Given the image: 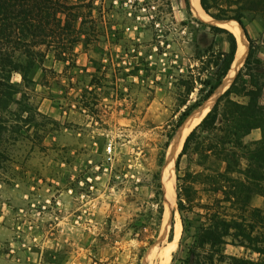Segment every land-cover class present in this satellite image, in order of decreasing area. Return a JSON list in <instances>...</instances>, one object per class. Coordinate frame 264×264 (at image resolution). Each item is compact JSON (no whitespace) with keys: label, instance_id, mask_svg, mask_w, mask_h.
<instances>
[{"label":"rangeland","instance_id":"rangeland-1","mask_svg":"<svg viewBox=\"0 0 264 264\" xmlns=\"http://www.w3.org/2000/svg\"><path fill=\"white\" fill-rule=\"evenodd\" d=\"M80 3L79 43L63 55L42 47L46 57L43 70L31 75L35 83H24L18 73L11 77L20 93L14 97L19 104L1 112L7 131L0 147V264H135L140 247L146 248L141 264H181L203 221L201 207L213 197L199 186L196 206L181 216L177 178L224 166L211 158L200 167L197 156L188 153L176 168L184 140L172 162L174 206L169 203L163 224L165 202L170 200L161 179L168 149L161 167L158 161L166 128L183 110L178 106L183 97L180 81L186 79L187 69L197 74L201 68L194 60L196 47L214 43L216 50L226 51L228 35L211 32L209 26L216 25L200 18L190 0L189 6L184 0ZM211 5L213 14L241 15L254 40L251 68L262 86L259 105L264 109V13L248 0H217ZM209 73L200 76L208 79ZM241 81L249 85L245 73ZM200 88L197 84L191 102ZM176 216L180 235L167 260ZM136 223L137 230L131 227ZM262 235L259 228L251 234ZM227 241L225 255L259 259L236 240Z\"/></svg>","mask_w":264,"mask_h":264},{"label":"trees","instance_id":"trees-1","mask_svg":"<svg viewBox=\"0 0 264 264\" xmlns=\"http://www.w3.org/2000/svg\"><path fill=\"white\" fill-rule=\"evenodd\" d=\"M184 1L189 6V0ZM216 1L200 0V6L214 20L237 21L244 32L249 51L243 69L186 137L178 156L176 168L180 158L188 153L197 156L200 167H205L206 161L211 158L224 166L221 171L203 168V171L186 172L181 179L177 178L181 180L176 193L177 210L181 216L193 211L199 186L213 197L211 202L201 207L204 210V214L200 215L203 221L193 243L188 247L187 258L181 264H223L226 261H229L228 264H264V235L251 236L255 229L264 230V210L251 206L254 196L264 198V109L259 105L262 86L251 68L255 43L241 21V15L227 17L211 13L214 8L211 4ZM248 1L249 4L254 3L255 10L260 8V12L264 13L263 0ZM80 4V0H0V147L2 136L7 131L1 112L9 111L11 104H19L14 97L20 91L18 85L11 82L12 74L18 73L24 83L33 84L35 82L31 75L38 69L43 70L46 54L42 47L63 55L64 50L79 43L82 36ZM243 10L254 9L244 7ZM209 29L213 33L228 35V49L216 50L214 43L206 48L196 47L194 60L201 64V68L197 74L187 69L186 79L180 81L183 97L179 99L178 106L183 110L179 111L172 127L166 128L167 141L162 147L159 167L163 165L176 131L194 110L213 95L234 61L237 51L234 35L217 26H209ZM208 70V79H202L201 73ZM244 73L249 77V85L241 81ZM197 84L201 88L198 89L197 98L191 102L190 96ZM232 97H243L247 102L240 103ZM256 129L260 130L261 138L245 143L244 138ZM243 162L245 167L242 166ZM153 180L158 189L155 194L159 198L162 194L159 172L153 175ZM162 213V206L159 205L158 214L161 216ZM185 222L183 219L184 228ZM131 227L137 230L140 225L136 223ZM229 238L256 253L259 259L254 261L225 255L223 247L228 244ZM152 243V240L149 241V245ZM145 249L140 247L137 254L134 253L135 264H141Z\"/></svg>","mask_w":264,"mask_h":264},{"label":"bare ground","instance_id":"bare-ground-1","mask_svg":"<svg viewBox=\"0 0 264 264\" xmlns=\"http://www.w3.org/2000/svg\"><path fill=\"white\" fill-rule=\"evenodd\" d=\"M191 6L195 9L194 11L196 14L202 18L205 21H208L209 23L221 26L231 33L234 34L237 40V51L234 58V61L232 63V66L227 73L226 77L223 79L221 85L215 90L216 92L213 93V95L205 101L198 109L193 111V113L185 120V122L182 124V126L179 128L177 134L173 138V141L171 145L168 148L167 151V157L165 161V165L162 169L161 173V179L163 181L166 195L165 197L169 198L170 202H165V212L166 215L163 219V224H165L168 221L169 217V209L170 206H174V186H173V161L180 150L187 134L191 131L193 127H195L201 119L206 115L207 111L213 104V102L216 100V98L229 86L231 81L235 78L238 69L243 65L244 61L246 60L249 45L245 38V35L241 29V27L234 21H224V22H216L213 19H211L209 16H207L204 11L201 9L200 6V0H190ZM193 10V9H192ZM171 205H170V204ZM175 231V241L172 243H168V248L165 253V256L167 257V260L169 258V253H171L172 247L175 245L176 240L178 239L180 235V222L177 216L175 217V226L172 227ZM170 251V252H169ZM165 261V260H163ZM167 263V261H165ZM165 264V263H164Z\"/></svg>","mask_w":264,"mask_h":264},{"label":"crops","instance_id":"crops-1","mask_svg":"<svg viewBox=\"0 0 264 264\" xmlns=\"http://www.w3.org/2000/svg\"><path fill=\"white\" fill-rule=\"evenodd\" d=\"M212 19V18H211ZM214 20V19H213ZM216 22H224V21H217V20H214ZM212 24V23H211ZM217 26V25H216ZM243 31V30H242ZM244 33V32H243ZM249 34V33H248ZM250 36V35H249ZM251 37V36H250ZM246 38V37H245ZM252 38V37H251ZM202 46V45H201ZM224 51V49H223ZM39 71H42L41 69H38L36 72L38 73ZM33 81L36 82V79L35 77L33 78ZM261 138V132L260 130L256 129V130H253L249 135H247L245 137V139L249 140V141H257ZM253 201V206L251 204V206L253 208H258V209H261V210H264V198L263 197H260V196H255V198H252L251 199V202Z\"/></svg>","mask_w":264,"mask_h":264},{"label":"built area","instance_id":"built-area-1","mask_svg":"<svg viewBox=\"0 0 264 264\" xmlns=\"http://www.w3.org/2000/svg\"><path fill=\"white\" fill-rule=\"evenodd\" d=\"M107 151L110 153L111 152V146L110 145H108V147H107Z\"/></svg>","mask_w":264,"mask_h":264},{"label":"water","instance_id":"water-1","mask_svg":"<svg viewBox=\"0 0 264 264\" xmlns=\"http://www.w3.org/2000/svg\"><path fill=\"white\" fill-rule=\"evenodd\" d=\"M238 25H239V24H238ZM239 26H240V25H239ZM244 62H245V61H244ZM243 64H244V63H243ZM241 66H243V65H241ZM239 69H240V68H239ZM239 69H238L237 73L239 72ZM228 88H229V87H227V89H228ZM227 89H226V90H227ZM224 92H225V91H224Z\"/></svg>","mask_w":264,"mask_h":264}]
</instances>
